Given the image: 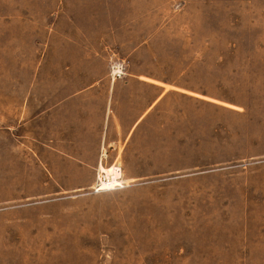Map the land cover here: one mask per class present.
<instances>
[{"label": "rangeland", "instance_id": "rangeland-1", "mask_svg": "<svg viewBox=\"0 0 264 264\" xmlns=\"http://www.w3.org/2000/svg\"><path fill=\"white\" fill-rule=\"evenodd\" d=\"M0 264H264V0H0Z\"/></svg>", "mask_w": 264, "mask_h": 264}, {"label": "bare ground", "instance_id": "bare-ground-1", "mask_svg": "<svg viewBox=\"0 0 264 264\" xmlns=\"http://www.w3.org/2000/svg\"><path fill=\"white\" fill-rule=\"evenodd\" d=\"M101 169L103 170L104 173H106L105 175L107 176L106 180L102 182L101 184V187L103 188H108V187H111V186H114V185H119L120 183H123L121 181V173L119 172V168L117 167H113V168H104V167H101ZM123 179V178H122Z\"/></svg>", "mask_w": 264, "mask_h": 264}]
</instances>
